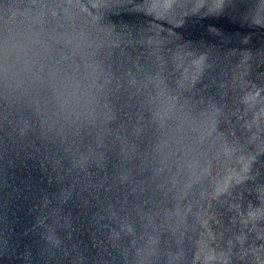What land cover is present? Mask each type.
<instances>
[{
	"label": "water",
	"instance_id": "1",
	"mask_svg": "<svg viewBox=\"0 0 264 264\" xmlns=\"http://www.w3.org/2000/svg\"><path fill=\"white\" fill-rule=\"evenodd\" d=\"M0 264H264V0H0Z\"/></svg>",
	"mask_w": 264,
	"mask_h": 264
}]
</instances>
